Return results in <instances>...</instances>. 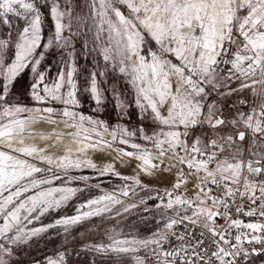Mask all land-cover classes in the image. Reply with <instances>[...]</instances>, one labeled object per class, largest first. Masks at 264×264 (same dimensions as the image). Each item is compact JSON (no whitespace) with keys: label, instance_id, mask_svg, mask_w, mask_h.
I'll return each instance as SVG.
<instances>
[{"label":"snow or ice","instance_id":"obj_1","mask_svg":"<svg viewBox=\"0 0 264 264\" xmlns=\"http://www.w3.org/2000/svg\"><path fill=\"white\" fill-rule=\"evenodd\" d=\"M214 3L0 0V264L53 235L32 264H264V0L219 34ZM135 209L146 235L117 227Z\"/></svg>","mask_w":264,"mask_h":264},{"label":"rangeland","instance_id":"obj_2","mask_svg":"<svg viewBox=\"0 0 264 264\" xmlns=\"http://www.w3.org/2000/svg\"><path fill=\"white\" fill-rule=\"evenodd\" d=\"M49 25H51V21L49 20ZM55 60V54L49 57V63ZM28 81V76L25 74L24 78L20 81V86L18 90H21V96L20 100L22 103L25 104H32V101L23 94L22 89H26ZM257 89L260 88V85L255 86ZM251 89H248L244 92V96L251 99ZM256 101L259 102V97H256ZM89 101L87 97H85L84 100V111L87 113L89 111ZM245 111H247V108H245ZM103 119L108 121L110 124L114 123L116 120L115 116V111L112 107L111 104L107 106L106 111L103 113L102 116ZM137 123L136 118H135V110L132 112V120L130 124H135ZM100 157L98 156L97 159ZM121 171L128 172L130 169H121ZM170 177H161L159 181H148L149 183L156 184L158 183L161 187L167 186L170 181ZM95 182V181H93ZM119 181L112 179L109 181L107 178H104V188L108 191H112V186L115 184H118ZM100 194L97 190H93L90 195H97ZM128 202L131 203L132 199L128 198ZM150 203H155L154 201ZM67 214L71 215L74 213V210L72 207H69L68 209L65 210ZM59 215V214H57ZM151 214L149 213H144L142 209H135L132 211L131 214L126 215L125 218H118L121 220L120 224L117 225L118 228L123 229L124 232H139L140 234H148L153 228L156 227V221L155 220H148L147 223H145L144 218L149 217ZM52 218L49 217L47 220H45V223H47L49 220ZM94 224H100L101 229L103 228H110L115 225V221H108L105 220L103 223H101L99 218H94L92 221L87 222L73 230V235L78 234L81 231H84L86 228H90L91 225ZM101 237L99 236H89L88 239H100ZM62 241V237L60 235H53L51 239L47 238H41L38 242H34V246L27 251L25 255L21 257L20 264H32L33 260H43L45 256L48 255H53L56 250L60 247ZM77 245L82 244L83 241L77 240L75 242ZM89 262V257L87 255H82L80 257L73 256L71 258V264H88ZM99 264H115L114 260H101Z\"/></svg>","mask_w":264,"mask_h":264},{"label":"clouds","instance_id":"obj_3","mask_svg":"<svg viewBox=\"0 0 264 264\" xmlns=\"http://www.w3.org/2000/svg\"><path fill=\"white\" fill-rule=\"evenodd\" d=\"M198 3L199 0H197V6ZM207 4H208V0H205V6H207ZM226 9H227V5L225 3V0H215L214 5L207 9L210 16L215 20V29L218 34L224 28ZM192 11H195V9H192Z\"/></svg>","mask_w":264,"mask_h":264}]
</instances>
